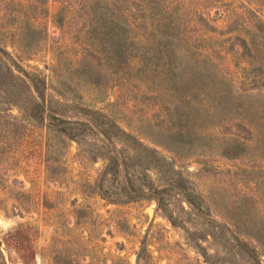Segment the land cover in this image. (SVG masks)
Masks as SVG:
<instances>
[{
	"label": "rangeland",
	"instance_id": "rangeland-1",
	"mask_svg": "<svg viewBox=\"0 0 264 264\" xmlns=\"http://www.w3.org/2000/svg\"><path fill=\"white\" fill-rule=\"evenodd\" d=\"M0 50L76 134L0 102V264H264V0H0Z\"/></svg>",
	"mask_w": 264,
	"mask_h": 264
},
{
	"label": "trees",
	"instance_id": "trees-1",
	"mask_svg": "<svg viewBox=\"0 0 264 264\" xmlns=\"http://www.w3.org/2000/svg\"><path fill=\"white\" fill-rule=\"evenodd\" d=\"M144 54L135 55L139 62L142 61ZM45 83L42 80L41 76L35 72H29L13 59V57L7 52V50H0V102L8 104L10 106H16L18 112L23 118V126L29 125L39 128L41 131V136L44 138V146L52 148L49 144L47 135H53L54 137L59 136H68L71 139L76 137V134L71 132V128L65 124V119L62 113H58L53 110L52 104L46 102L45 98ZM121 134L118 139L123 142H126V138L129 136L124 130H120ZM78 142V140H76ZM46 142L48 144H46ZM123 152L128 153L125 149H122ZM121 151V150H120ZM154 151V150H152ZM106 162L104 173H117L118 167L126 164V160L130 159V156L127 154H110L105 152L101 156ZM151 165V164H148ZM154 169H157L159 166L151 165ZM147 170V169H146ZM147 191H150L151 186L147 185ZM136 188V189H135ZM152 191H155L156 188H151ZM144 188L141 186H132L131 192L128 191L124 194H119L117 197L112 198L113 201H136L144 198V195L147 194ZM157 203L160 202L157 198ZM188 203L192 206H196L197 202L192 199L187 200ZM169 220L174 223V216L171 212H166ZM264 224V223H263ZM213 232L209 233L211 237L216 241L219 239L222 230L219 226H214ZM248 236L259 242L264 249V226H260L258 229L249 230L247 232ZM227 236H224V239H227ZM5 243L9 246L8 238H0V247ZM14 247L16 251L22 256L23 264H28L25 254L29 257L31 256V249H27L23 246V240L21 237L16 235L14 239ZM231 246L238 248V250H243L247 255L250 264H259L255 252L249 247L248 243L244 240L236 238ZM205 259L209 258L207 252H203ZM33 257V254H32ZM3 260L2 251L0 248V262Z\"/></svg>",
	"mask_w": 264,
	"mask_h": 264
}]
</instances>
